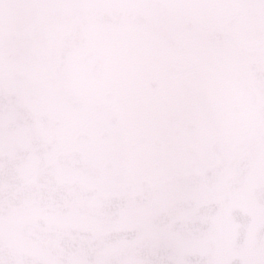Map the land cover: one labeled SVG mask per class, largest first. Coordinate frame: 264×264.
<instances>
[{
	"label": "snow or ice",
	"instance_id": "6c2138e0",
	"mask_svg": "<svg viewBox=\"0 0 264 264\" xmlns=\"http://www.w3.org/2000/svg\"><path fill=\"white\" fill-rule=\"evenodd\" d=\"M0 264H264V0H0Z\"/></svg>",
	"mask_w": 264,
	"mask_h": 264
}]
</instances>
